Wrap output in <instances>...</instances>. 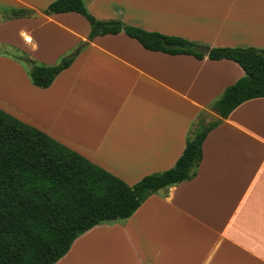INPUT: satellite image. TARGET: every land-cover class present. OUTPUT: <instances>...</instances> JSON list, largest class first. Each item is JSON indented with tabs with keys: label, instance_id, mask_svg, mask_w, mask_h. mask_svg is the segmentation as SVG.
<instances>
[{
	"label": "crops",
	"instance_id": "0c3cea01",
	"mask_svg": "<svg viewBox=\"0 0 264 264\" xmlns=\"http://www.w3.org/2000/svg\"><path fill=\"white\" fill-rule=\"evenodd\" d=\"M52 1L0 6L40 11ZM85 1L100 19L210 47L264 49L250 11L225 0ZM89 31L76 12L0 20V42L48 65ZM0 65L2 109L130 185L174 166L198 114L245 75L231 59L148 50L125 32L96 36L47 88L11 57L0 55ZM55 264H264V97L242 102L208 133L191 180L160 189L122 223L89 229Z\"/></svg>",
	"mask_w": 264,
	"mask_h": 264
},
{
	"label": "trees",
	"instance_id": "16d2710c",
	"mask_svg": "<svg viewBox=\"0 0 264 264\" xmlns=\"http://www.w3.org/2000/svg\"><path fill=\"white\" fill-rule=\"evenodd\" d=\"M0 9L6 13L0 20L62 12H76L88 20V39L54 64L40 63L19 48L14 54L0 51L25 63L31 82L40 88L49 87L96 36L119 32L135 38L148 50L189 54L198 59H231L245 71L198 114L174 166L147 174L133 185L0 107V264H55L89 229L125 221L160 189L191 180L202 160L208 133L242 102L264 97V49L210 47L118 18L100 19L90 12L85 0H54L40 11L27 7ZM209 109L218 116L208 121Z\"/></svg>",
	"mask_w": 264,
	"mask_h": 264
},
{
	"label": "rangeland",
	"instance_id": "374dc122",
	"mask_svg": "<svg viewBox=\"0 0 264 264\" xmlns=\"http://www.w3.org/2000/svg\"><path fill=\"white\" fill-rule=\"evenodd\" d=\"M224 2H228L227 3V6L229 5V7H230V9L232 10L233 9V6L234 7H240V9H241V7H242V9L244 10V12H246V11H250L249 13H248V16H249V18H247L248 20L250 19V21H252V23H255V24H259L258 26H260V28L262 27L263 29H264V0H263V2H261L262 4H259V3H257V1H255V0H249L248 2H251V3H246V2H243L242 0H241V2H236V3H234L233 1H227V0H225ZM222 3V5H224L225 3ZM226 5V4H225ZM245 7H247V9L245 8ZM0 16H6V13L3 11V10H1L0 9ZM254 16H256L257 17V19H255V17ZM255 33V32H254ZM263 37V35H262V32L261 33H256V34H252V37L255 39V38H260V37ZM15 48H19V47H17V46H15V45H12V44H7V43H2V42H0V51H4V50H8V52H10V53H12V54H14L13 52H14V49ZM20 49V48H19ZM22 49V48H21ZM262 49V48H261ZM22 50H24V49H22ZM26 51V50H25ZM28 52V51H27ZM71 52V51H70ZM69 52V53H70ZM29 53V52H28ZM68 54V53H67ZM66 54V55H67ZM0 55H4V54H0ZM30 55H31V53H30ZM4 56H7V57H11L12 59H13V57L12 56H10V55H4ZM65 56V55H64ZM32 57L33 58H35L34 57V55H32ZM62 58V57H61ZM60 58V59H61ZM59 59V60H60ZM15 60V59H14ZM15 61H17V60H15ZM17 62H19V61H17ZM58 62V61H57ZM20 64H22L24 67H25V69L26 70H28L27 69V65L25 64V63H21V62H19ZM0 67H3V68H0V70L1 69H4V67L5 66H1L0 65ZM29 76V75H28ZM30 78V77H29ZM24 94H27V93H24ZM214 112L215 111H212V113L211 114H209L208 115V118H207V120L209 121V120H213V119H215L216 117H217V115L216 114H214ZM122 222H124V221H120L119 223H122Z\"/></svg>",
	"mask_w": 264,
	"mask_h": 264
},
{
	"label": "bare ground",
	"instance_id": "6f19581e",
	"mask_svg": "<svg viewBox=\"0 0 264 264\" xmlns=\"http://www.w3.org/2000/svg\"><path fill=\"white\" fill-rule=\"evenodd\" d=\"M255 1H257V3H258V0H255ZM259 4H262V3H259ZM263 5V4H262Z\"/></svg>",
	"mask_w": 264,
	"mask_h": 264
}]
</instances>
